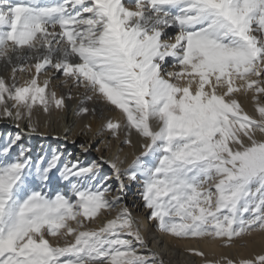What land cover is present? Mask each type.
I'll return each mask as SVG.
<instances>
[{
  "label": "snow or ice",
  "instance_id": "obj_1",
  "mask_svg": "<svg viewBox=\"0 0 264 264\" xmlns=\"http://www.w3.org/2000/svg\"><path fill=\"white\" fill-rule=\"evenodd\" d=\"M0 62L11 66L0 76V116H27L36 132L37 106L66 107L52 85L63 77L56 86L84 89L80 112L89 111L85 100L113 107L123 121L105 127L135 132L142 148L126 168L118 156L85 165L60 149L34 162L20 144L29 133L8 134L0 264H158L122 196H109L113 181L117 193L127 187L125 176L140 180L148 220L161 232L225 246L264 232V104H255L257 119L232 98L241 89H254L253 101L264 94V0H0ZM19 73L29 74L23 83ZM225 259L264 264V254Z\"/></svg>",
  "mask_w": 264,
  "mask_h": 264
},
{
  "label": "bare ground",
  "instance_id": "obj_2",
  "mask_svg": "<svg viewBox=\"0 0 264 264\" xmlns=\"http://www.w3.org/2000/svg\"><path fill=\"white\" fill-rule=\"evenodd\" d=\"M34 64L35 61H31ZM175 70V69H172ZM32 74H35L33 68ZM0 76L6 79L11 76V66L4 67L3 62H0ZM19 82L23 83L28 78V73H19ZM45 76L40 77L42 83ZM255 78V77H252ZM264 79V76L261 77ZM63 77L52 82L54 90L58 95H65L66 107L56 109L55 107L49 113H45L43 109L37 106L33 114V124L36 126V132H31L29 129V121L27 116L16 121L11 118L0 116V133L6 130L8 134H15L18 131L29 133L24 135L21 141H24V147L30 149V154L33 161H37L41 156L45 155L51 146H63L67 148L68 160H77L83 164L87 163V158L90 157L92 145L101 140L102 145H108L107 152L101 154V160H112L119 157L121 168H126L128 164L139 155L142 151L140 147L141 140L132 132L130 137H126L123 131H118L116 135L105 127L108 119H120L123 121L121 113L111 106H107L100 100H85L83 106L87 107V113L80 112L81 100L84 99V89L75 88L71 84H63L62 87L56 86L60 84ZM244 81L236 80V84H243ZM71 90L72 98L67 99L68 92ZM255 94L254 89H249L246 92L241 89L240 92L233 93L232 98H236L242 105L243 109L255 118H259L255 111V104H264V94H260L258 101H253L252 96ZM96 109V111H92ZM4 134V133H3ZM258 138L261 137L257 134ZM109 137H111L109 139ZM125 138H130L132 144L122 145ZM20 141V142H21ZM121 141V143H119ZM108 166L104 164L103 168ZM132 216L141 225L142 234L145 236L147 246L157 254L158 264H181V260H185L188 264H204L205 260L217 261L220 257L227 255L230 258L236 259L238 262L241 259L254 258L256 254H264V232L255 231L251 235L246 236L245 245H239L236 242L234 245L223 247L218 238L200 237V238H177L168 233L161 232L155 227L154 221H149L150 209L144 205V211L135 213L129 209ZM115 215V210L111 213L103 212L102 219H110ZM74 226L73 221L69 223ZM100 221L91 222L90 227H98ZM69 237L68 240H70ZM244 239V238H243ZM237 241V240H236ZM53 242L54 238H53ZM190 248H197L204 253V256H197L190 252ZM145 254H149L145 252ZM235 261V262H236ZM183 263V262H182Z\"/></svg>",
  "mask_w": 264,
  "mask_h": 264
},
{
  "label": "rangeland",
  "instance_id": "obj_3",
  "mask_svg": "<svg viewBox=\"0 0 264 264\" xmlns=\"http://www.w3.org/2000/svg\"><path fill=\"white\" fill-rule=\"evenodd\" d=\"M7 136H8V132L6 130L1 131V133H0V142H3V140H6L7 139ZM110 138L111 137H109V139ZM119 143H121V141ZM20 144H22L24 146L25 143H24V141H21ZM111 144L112 143L106 144V145H102L101 144V140H99L94 145H92V149L90 150V157L87 158V163H90L93 160L100 161L101 160V158H100L101 157V154L103 155L104 153H106L107 152V149L109 147L108 145H111ZM122 145H124V143H122ZM54 149H60L62 152H64L66 154V159L68 160V151H67V148H64L62 145L61 146L57 145V146H54V147L51 146L50 147V150L48 149L47 152H46V154L43 155V156H41V158L42 157L50 158L51 153H52V151ZM16 153H18V148L15 150L14 154H16ZM104 172H105V174H108V175H111L112 174L109 165L106 166V167H104ZM58 176H59V173L58 172L54 174L53 180H52V184L50 185V187L55 188V187L58 186L59 183H61V182L58 181ZM123 179H124V183L127 185V187L123 190V192L122 193H117L115 191V189L118 187V184L115 181H113L112 182V189H113V191L109 193V196H112V195H121L122 196L121 203L125 204L128 207V209H132L135 213H137V212H141L142 213L144 211V201H143L142 195H141V184H140V180H135L134 181V180L129 179L127 176H125ZM114 210L115 209L111 210V212H113ZM148 211H149V209L147 208V212ZM75 226L76 225L74 223V227ZM246 236H248V235H246ZM246 236L243 237L244 239L243 238H237L236 239L237 241L235 240L234 243L230 244V246L234 245L236 242H238L240 246L241 245L242 246L245 245L244 241H245ZM191 238H193V237H191ZM195 238H200V237H195ZM49 239L53 240V238H51V237H49ZM72 239H73V237L70 238L69 242ZM218 239H219V241L221 239V241H220L221 246L228 247V245L227 246L224 245L223 238H218ZM62 242L63 241H61V243ZM195 249H197V248H195ZM225 258L231 259L234 262L236 261V259L234 260V258H230L227 255H224V256L220 257V259L218 260V261H220V264H226V259ZM181 264H188V263L185 262V260H181Z\"/></svg>",
  "mask_w": 264,
  "mask_h": 264
}]
</instances>
